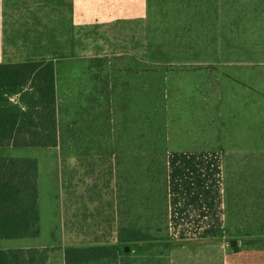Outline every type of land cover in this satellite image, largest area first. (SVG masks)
<instances>
[{
    "label": "rangeland",
    "instance_id": "rangeland-1",
    "mask_svg": "<svg viewBox=\"0 0 264 264\" xmlns=\"http://www.w3.org/2000/svg\"><path fill=\"white\" fill-rule=\"evenodd\" d=\"M40 1L9 0L7 9L4 7V28L10 37L14 29L19 32L16 45L5 42L9 59L18 60L21 48L16 46L23 40L20 32L29 36V29L38 26L33 18L42 16ZM55 2L50 0L49 6L53 17L58 16ZM221 2L148 0L144 18L77 25V55L57 62V101L64 140L58 147L23 148L11 153L37 161L40 235L3 239L0 247L60 246L48 264H64V248L75 240L63 229L62 166L64 160L75 163L77 150L70 135L81 132L86 141L111 138L127 158L135 177L129 185V218L145 225L154 238L140 242L134 250L128 247V254L89 264H175L174 244L168 236L164 169L168 152L182 146L178 137L194 135L190 114L182 112L187 105L186 84L192 82L193 75L200 79L205 63L215 59L264 61V33H252L249 26L258 2L223 0V6ZM69 7L70 0H59L64 28L69 22ZM220 7L237 16L230 32L214 31L218 27L207 24L209 9ZM66 43L71 41L66 39ZM90 57H98L95 68L89 65Z\"/></svg>",
    "mask_w": 264,
    "mask_h": 264
},
{
    "label": "crops",
    "instance_id": "crops-1",
    "mask_svg": "<svg viewBox=\"0 0 264 264\" xmlns=\"http://www.w3.org/2000/svg\"><path fill=\"white\" fill-rule=\"evenodd\" d=\"M71 1L76 25L131 22L148 11V0ZM256 1L250 31L264 33V0ZM214 10L207 24L230 32L237 16ZM232 59L205 63L200 79L186 84L182 112L194 135L178 137L182 146L167 156L175 264H264V61ZM8 61L15 60L8 58L0 0V63ZM62 214L66 235L63 205Z\"/></svg>",
    "mask_w": 264,
    "mask_h": 264
},
{
    "label": "trees",
    "instance_id": "trees-1",
    "mask_svg": "<svg viewBox=\"0 0 264 264\" xmlns=\"http://www.w3.org/2000/svg\"><path fill=\"white\" fill-rule=\"evenodd\" d=\"M40 2L42 16L33 18L38 26L29 29V36L20 32L22 44L16 47L24 51L19 50L18 60L0 63V240L38 237L41 231L37 161L11 153L58 147L65 138L57 101V62L77 55V25L71 0L66 28L61 26L59 0L56 17L50 15L54 11L50 0ZM8 3L4 0L6 9ZM17 34L14 29L10 37L4 28L7 46L16 45ZM97 61L98 57H90V67L95 68ZM110 133L109 129V137ZM73 134L76 161L70 165L64 160L62 166L64 226L67 237L75 240L65 249V264L113 259L128 254L127 247L134 250L140 242L154 239L145 225L129 218V185L135 177L118 146L111 138L86 141L81 132ZM164 170L167 192V166ZM56 250L55 246L0 247V264H47Z\"/></svg>",
    "mask_w": 264,
    "mask_h": 264
},
{
    "label": "water",
    "instance_id": "water-1",
    "mask_svg": "<svg viewBox=\"0 0 264 264\" xmlns=\"http://www.w3.org/2000/svg\"><path fill=\"white\" fill-rule=\"evenodd\" d=\"M127 248H128V247H127ZM127 248H126V249H127Z\"/></svg>",
    "mask_w": 264,
    "mask_h": 264
}]
</instances>
